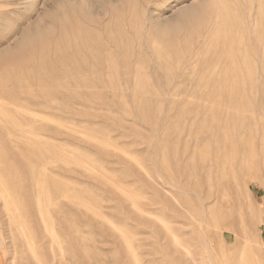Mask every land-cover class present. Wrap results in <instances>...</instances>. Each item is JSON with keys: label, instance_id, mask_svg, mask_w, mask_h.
Instances as JSON below:
<instances>
[{"label": "rangeland", "instance_id": "374dc122", "mask_svg": "<svg viewBox=\"0 0 264 264\" xmlns=\"http://www.w3.org/2000/svg\"><path fill=\"white\" fill-rule=\"evenodd\" d=\"M0 264H264V0H0Z\"/></svg>", "mask_w": 264, "mask_h": 264}, {"label": "bare ground", "instance_id": "6f19581e", "mask_svg": "<svg viewBox=\"0 0 264 264\" xmlns=\"http://www.w3.org/2000/svg\"><path fill=\"white\" fill-rule=\"evenodd\" d=\"M88 78V77H87Z\"/></svg>", "mask_w": 264, "mask_h": 264}]
</instances>
